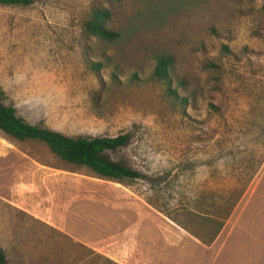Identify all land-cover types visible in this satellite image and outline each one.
<instances>
[{
	"label": "rangeland",
	"instance_id": "rangeland-1",
	"mask_svg": "<svg viewBox=\"0 0 264 264\" xmlns=\"http://www.w3.org/2000/svg\"><path fill=\"white\" fill-rule=\"evenodd\" d=\"M100 7L116 42L84 31ZM160 55L169 87L152 75ZM0 91L67 137L128 134L107 157L142 175L103 180L0 132L6 264H205L191 234L210 244L233 227L232 248L263 225L245 216L264 213V0L0 4Z\"/></svg>",
	"mask_w": 264,
	"mask_h": 264
},
{
	"label": "trees",
	"instance_id": "trees-1",
	"mask_svg": "<svg viewBox=\"0 0 264 264\" xmlns=\"http://www.w3.org/2000/svg\"><path fill=\"white\" fill-rule=\"evenodd\" d=\"M119 1V0H107ZM32 0H0L1 5L27 6ZM111 12L107 8L92 10L89 18L84 23V31L99 40L116 42L119 34L108 28ZM172 58L168 55H160L156 59L153 77L170 86V67ZM170 96L176 97L175 90L168 88ZM3 92L0 91V100ZM183 103L186 100H181ZM0 132L16 141L37 140L44 143L52 154L60 160L74 166L85 167L97 178L123 184L127 180L142 178L139 171L127 167L119 162L110 160L107 152L118 150L129 142L128 134L116 137H77L71 138L55 131L29 124L17 115L11 106H5L0 101ZM0 264H6V256L0 248Z\"/></svg>",
	"mask_w": 264,
	"mask_h": 264
},
{
	"label": "crops",
	"instance_id": "crops-1",
	"mask_svg": "<svg viewBox=\"0 0 264 264\" xmlns=\"http://www.w3.org/2000/svg\"><path fill=\"white\" fill-rule=\"evenodd\" d=\"M241 217H243V215L241 214H238L236 216V224L240 222ZM245 217H247L250 222H255L254 224H251L252 227L256 226L257 221L260 220H262L263 225L261 226V228H258V233H256L254 230L244 229L245 231L242 232V235L232 241V248L230 246H227L226 244L230 242L232 232L234 231L233 227L228 231L222 229L216 236L217 238L210 244H207L206 242L196 238L192 234L190 236L195 240H193L192 242L187 238L188 240H185L186 242L184 241V243L189 246L192 245L191 242L195 243V245L199 247L201 251L199 253L200 258L204 259L205 264H213V261L222 256L223 252L225 254L223 255L224 260L222 261V264H264V229H262V227H264V213L261 216L248 215ZM260 232L261 236L259 235ZM225 247H228L229 249L227 253L224 251ZM159 257V253L158 255L155 254L153 256V262H155L156 258L158 261ZM170 259L167 262H169Z\"/></svg>",
	"mask_w": 264,
	"mask_h": 264
}]
</instances>
